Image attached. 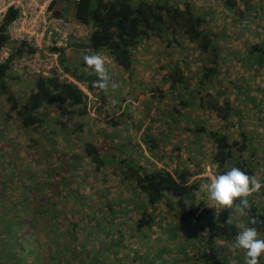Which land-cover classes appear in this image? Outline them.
<instances>
[{"label": "rangeland", "instance_id": "374dc122", "mask_svg": "<svg viewBox=\"0 0 264 264\" xmlns=\"http://www.w3.org/2000/svg\"><path fill=\"white\" fill-rule=\"evenodd\" d=\"M37 1L44 3V0H32V3L36 4ZM188 1L197 14L207 17L208 30L218 37L219 73L215 86L202 85V69L204 66L213 67V57L202 54L183 34H178L173 39L170 37V43L151 38L145 40L135 52V67L131 75L119 69L111 58L102 55L111 80L109 105L101 111L97 109L100 107L97 100L86 87L64 73L60 53L48 51L56 49L53 47L54 43L49 41L47 32L48 28L52 29L49 26L51 21H46L41 26L37 18L28 17L23 20L25 35L29 39H36L40 46L35 56L26 59L24 63L29 69L27 73L21 70L20 79L11 81L17 98H29L38 75L51 77L57 74L61 79L78 84L92 99L96 109L85 118L76 119L71 118L63 107L44 108L42 117L47 124L39 129H25L17 117L8 119L4 98H0V178L11 182L6 192H0V203L6 208V204L20 203L26 198L27 202H22L19 206L28 208L37 205L46 208L49 193L54 194V207L60 214L62 228L73 231L76 238L75 253L80 254L82 247L85 253H92V259L101 254L100 264H146L149 259L152 264H176L173 261L175 258L178 264H205L201 255L209 251V241L203 238L202 228L205 224L202 222V225L197 220L189 223L187 228L183 226L178 229V238L172 242L166 240L165 233L168 235L178 222L171 218L165 204L159 206L157 211L162 224L149 227L142 236L134 233L136 219L132 217L137 212L133 207L138 203L139 196L132 189L134 183L124 180L127 168L123 166L121 170L116 165H107L104 174L95 170V165L87 157V140L96 144L102 154L127 158L148 171L160 167L171 172L175 169L194 172L195 167L200 166L203 172L194 178L203 179L202 191L198 197L204 202L207 211L218 214L223 210L217 212L206 191L207 184L217 173L216 165L210 162L215 151L213 142L206 135L196 136L194 131L196 127L205 125L209 131L221 130L230 135L232 140H238L241 129L253 140L257 154L251 158V162L256 178L264 184V65L256 64L254 57L253 60L247 57L254 45L264 41V0H247L245 6H240L239 11H247L245 17L249 21L246 23H241L239 12L226 9L219 0ZM61 6L66 9L68 4L66 2ZM42 7L44 9L45 6L41 5L40 8ZM49 13V16L54 15L52 11ZM65 20L76 27L74 29L77 33L73 37L76 43L89 36V30L76 22L72 14L66 13ZM66 50L69 64L78 63L84 56V52L74 46ZM38 56L41 58L35 61ZM172 63L179 64L186 74L185 85L174 91L171 90L169 80V64ZM198 89H201L200 93L196 92ZM215 90L220 91L218 98L221 104L229 100L236 109L237 115L227 123L220 121L207 106L212 98L208 95L215 94ZM190 92L192 98H188ZM201 99H204L205 107L201 105ZM183 100L188 101L190 107ZM145 135L160 141L157 150H149L144 142ZM54 169L58 170V174L53 175ZM13 173L21 175L22 179L26 178L22 185L16 178H12ZM35 188L39 192L38 198L32 195ZM65 188L71 190L76 197L79 196L81 204L76 198H68L66 190L63 194ZM65 194L67 197L64 201ZM256 194L254 201L263 212L251 210L249 217L252 214L258 221H264V195L261 190L253 197ZM112 203L120 206L117 213L109 211L108 205ZM86 206L91 213L94 210L96 215L86 216ZM1 207L0 217L4 212ZM233 209V219L242 225V229L249 226L264 232V225H248L246 220L249 217L242 219L234 206ZM72 211L76 217L74 219L68 214ZM126 211L128 212L125 213ZM23 216L26 217L22 222L25 232L14 234L13 239L22 237L19 243L25 247V251L20 252L16 261L14 259L10 264L17 263L22 258L21 264H40L49 255H59L63 259L69 255V248L73 243L67 238V234L63 238H66L62 242L63 248L60 247L61 253L57 254L56 247L48 238L45 244L40 243L44 241L45 234H32L35 229L29 227V212L23 213ZM51 217L49 212L45 219L49 221ZM51 221L49 235L54 226V221ZM107 228L111 230L108 231ZM190 235L192 239H187ZM260 238H264V233H260ZM8 240L0 239L1 264L4 261L8 264L6 254L2 252L7 250L8 242L10 243ZM34 240L37 242H33ZM129 243L132 246L129 248L130 254H127L124 247ZM214 245L217 250L221 247V259L230 257V264H244L243 250L222 241H216ZM161 249L168 250L164 258L156 257ZM27 250L33 253L28 254ZM83 259V264H90Z\"/></svg>", "mask_w": 264, "mask_h": 264}, {"label": "trees", "instance_id": "16d2710c", "mask_svg": "<svg viewBox=\"0 0 264 264\" xmlns=\"http://www.w3.org/2000/svg\"><path fill=\"white\" fill-rule=\"evenodd\" d=\"M219 1L223 3L226 9L236 11V13L239 12L241 23L249 21L245 17L247 11H239L241 5L244 4L245 6L247 4V0ZM66 2L68 6L64 9L61 4ZM50 10L54 13V17L58 19H65L66 13L72 14L76 22L91 28V33L84 41L79 43L74 41L71 47L74 46L75 49L83 51L84 54L87 50L91 49L95 53L105 55L111 58L119 69L130 75L133 73L135 67V52L140 49V45L145 40L156 38L170 43L172 41L170 37L173 39L178 34H183L202 54L213 57V67L204 66V69H202V85L214 87L216 84L219 73V48L216 41L218 37L215 33L208 30L207 25L209 21L207 17L197 14L192 3L188 0H60L59 2H55ZM19 16L20 10L11 8L0 24V98H4L5 106L8 110V119L17 117L21 126L25 129H39L40 126L47 124V121L42 117V110L54 106L63 107L71 115V118L83 119L96 109V105L78 84L85 86L87 91L97 100V103L100 105L97 108L99 111L106 108L109 105V87L107 92L94 87L93 81L98 78L96 74L90 70H86L83 58L78 63H67L66 49H51L49 52L60 53L61 68L64 70V73L73 78L78 84L70 82L68 79H61L57 74L51 77L38 75L35 78L34 88L29 98L27 100L17 98L12 89L11 81L20 79L21 75L15 72L14 68L24 56L32 55L36 52L27 41H11L9 27ZM9 47L12 48V51L10 50V58L6 61H1L2 50L5 48L10 49ZM247 57L251 60L254 57L256 64L263 66L264 41L254 45L248 51ZM169 66L171 69L169 76L171 90L174 91L185 85L186 74L179 64L172 63ZM28 70V67L24 68L25 73ZM215 91V94L208 95L209 98H212L208 101L207 106L211 112L216 114V117L220 121L227 123L234 115H237L236 109L229 100L221 104L218 98L220 91ZM196 92L200 93L201 89L196 90ZM191 93L188 94V98H192ZM201 101V105L205 107L204 99H201ZM182 102L189 106L188 101L183 100ZM194 132L197 133L196 136L201 134L206 135L213 142L215 151L210 162L217 167L216 175L226 172L232 167H238L250 176L256 177V171L252 166L251 158L256 156L257 151L253 147V140L249 138L244 130L240 129V137L238 140H232L230 135L221 130L209 131L205 125L196 127ZM144 142H146L149 150L153 152L158 149L160 141L152 136L148 137L145 135ZM31 148L34 149V146ZM85 148L87 157L90 159L91 164L95 165V170H98V172H103L104 174L105 166L107 165H116L121 170L123 166L127 168L126 173H124V180L125 182L129 181L134 183L132 189L139 196L138 203H135L133 207L135 209L134 211L137 212L135 217H132L136 219L134 233L142 236L144 235V230L151 226L157 227L162 224L160 217L157 215V211L159 206L165 204L169 208L171 218L178 222L176 228L170 229L168 235L165 233L166 240L172 242L178 238V229L183 226L187 228L189 223L194 220L203 222L205 224L202 228V232H204L203 238L209 241V251L203 252L201 255L202 258H200L205 261V264H230V257L220 258L219 252L221 247L217 250L214 243L216 241H222L234 245L233 241L236 235L242 230V225H239L233 219V207L224 209L218 214L207 211L204 202L200 201L198 197L202 191L203 179H194L203 172L200 166L195 167L194 172L187 169H175L171 172L166 168L160 167L148 171L140 164L134 163L131 160L129 161L127 158L102 154L98 146L91 141L87 140ZM14 165L13 163L12 166ZM53 172V175L58 174L57 169H54ZM12 178H16L21 185L26 180V178L22 179L21 175H16L15 173L12 174ZM60 178L63 181V177L60 176ZM61 181L60 185L62 184ZM9 183H11L9 179L2 180L0 178V192H6L10 186L8 185ZM24 189L27 190L28 188L24 187ZM28 190L32 192L31 189ZM65 190L68 193V198H76V201L81 204V198L79 196L76 197L68 188L64 189L63 194ZM260 190L262 195H264V188ZM66 194L64 195V201L67 197ZM254 194L248 197L250 211L259 212L261 209L254 201L257 194L253 197ZM32 195L35 198L39 197L37 188L33 190ZM53 196L54 194L49 193V199L46 198V208L37 205H31L28 208L19 206L20 203L27 202L26 198L20 203L6 204V208L2 202L0 203L2 210L4 209L3 215L0 217V239L6 240L8 238V241H10V243L8 242L7 250H2L3 254H6L8 264L14 259L16 261L19 253L25 251V247L19 243L22 237H14L13 239V235L25 232L22 227V222L26 220V217L23 216V213L26 212H29V215H31L29 227H32L33 230L35 229L32 234L46 235L44 241H40V243L45 244L48 238L53 246L56 247L57 254L61 253L60 247L63 248L62 242L66 239H63L66 234L67 238L69 237L72 240L71 243H73V246L69 248L70 252L66 258H60L59 255H49L45 261H40V264H83V258L90 264H100L101 256L99 255L101 254H98L95 259H92V253H85L82 247H80L82 251L80 254L75 253L76 238L70 229L63 230L62 220L59 217L60 214L55 211ZM108 206L109 211L112 213H117V208L120 209L119 205L113 203ZM19 207H22V209ZM85 210H88L85 213L88 217L96 215L95 211L93 210L91 213V210L87 209V206ZM49 212L52 214L51 220L54 221V226L51 227L53 229L51 235H49L51 220L48 221L45 219ZM68 214H70L72 219L76 218L73 211L71 213L68 212ZM104 215L106 216V213ZM250 218H254V215L251 214ZM165 223L167 225L169 224L168 222ZM58 228L60 229L59 232ZM107 230L109 231L111 229L107 228ZM133 236H131V242ZM187 239H192L191 235ZM131 244L129 243L128 246L124 247L125 253L130 254L129 248L132 246ZM27 252L28 254L33 253V251L30 252L29 250ZM167 253L168 250L161 249L156 257L164 258ZM1 261L2 259L0 260V264ZM22 261L23 258L13 264H21ZM173 261L178 264L176 258ZM6 262L4 261V264ZM146 264H152V260L149 259L146 261ZM261 264H264V260L261 261Z\"/></svg>", "mask_w": 264, "mask_h": 264}, {"label": "clouds", "instance_id": "9594fccd", "mask_svg": "<svg viewBox=\"0 0 264 264\" xmlns=\"http://www.w3.org/2000/svg\"><path fill=\"white\" fill-rule=\"evenodd\" d=\"M83 62L86 70H90L98 77L93 81V86L107 92L111 77L106 68L105 58L89 49L83 56ZM262 187L264 184L255 176H250L238 167H232L216 175L207 184L206 191L217 212L234 206L243 219L249 217L250 213L248 197L259 192ZM247 223L264 225V221H258L256 218H250ZM260 233L264 232L258 231L256 227L247 226L236 235L233 243L236 248L243 250L244 264H261L264 260V238H260Z\"/></svg>", "mask_w": 264, "mask_h": 264}, {"label": "built area", "instance_id": "2783aa9c", "mask_svg": "<svg viewBox=\"0 0 264 264\" xmlns=\"http://www.w3.org/2000/svg\"><path fill=\"white\" fill-rule=\"evenodd\" d=\"M59 1L60 0H44L43 4H41L40 1H37L36 4L38 5H36L35 3H32V0H0V24L4 20L9 9L11 8L19 9L20 10L19 18L9 27V35L11 41L13 42L27 41L29 45L33 47L37 52V48L40 46L37 40L34 39L33 37L29 39V36L25 35L26 32H24L23 20L30 17V19L37 18L38 20H40L41 26L46 21L47 22L51 21L49 26H52V29L50 28L47 29V32L49 33V41H52L54 43L53 47L55 46L54 48L56 49H69L71 48V45L73 43L72 41H74L73 37L77 33V30L74 29L76 27H73L72 24L65 19H58L54 17V15L49 16L50 14L49 12L51 11L50 9L52 5L55 2H59ZM39 5L40 6L44 5L45 6L44 9L43 7L40 8ZM83 26H85L89 30V34H90L91 28L86 25ZM10 56H11L10 50H8V48L3 49L1 53V61L8 60ZM34 56L35 53L32 55L24 56V58H22L14 68L15 72L20 73L21 70L24 72V68L27 67L24 66V63H26V59H30L31 57L33 58ZM40 58L41 57L38 56V58L35 59V61Z\"/></svg>", "mask_w": 264, "mask_h": 264}]
</instances>
